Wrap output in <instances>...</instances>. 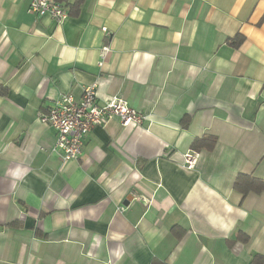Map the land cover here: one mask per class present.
<instances>
[{"label": "crops", "instance_id": "crops-1", "mask_svg": "<svg viewBox=\"0 0 264 264\" xmlns=\"http://www.w3.org/2000/svg\"><path fill=\"white\" fill-rule=\"evenodd\" d=\"M28 6L0 0V264H262L264 190L233 185L264 180V0H82L61 22ZM91 83L146 117L62 161L38 114Z\"/></svg>", "mask_w": 264, "mask_h": 264}, {"label": "built area", "instance_id": "built-area-1", "mask_svg": "<svg viewBox=\"0 0 264 264\" xmlns=\"http://www.w3.org/2000/svg\"><path fill=\"white\" fill-rule=\"evenodd\" d=\"M28 11L36 16H49L57 22L68 17L66 6L55 0H29ZM102 30L109 37L111 36L105 27H102ZM109 51V45L101 46L99 65H102ZM113 117H117L123 126L138 127L146 116L119 96H113L99 104L96 83L83 87L79 99L71 94L61 95L46 105L45 111L38 114L41 122L50 125L55 130L52 150L60 152L62 161L79 158L83 138L89 129L93 126H104ZM199 154L196 149L186 151L183 154L185 168H194Z\"/></svg>", "mask_w": 264, "mask_h": 264}, {"label": "trees", "instance_id": "trees-1", "mask_svg": "<svg viewBox=\"0 0 264 264\" xmlns=\"http://www.w3.org/2000/svg\"><path fill=\"white\" fill-rule=\"evenodd\" d=\"M55 1H62V0H55ZM82 0H75L73 4H70V8L68 11V14H71L72 12H75L78 9V6L80 5ZM237 40L234 41V45H238L242 41V36L238 35ZM216 142V138L213 136H202L200 138H195L192 142V147L193 149H199V148H207V149H212L214 144ZM234 189L237 190L242 194V196H245L249 192H254V193H260L261 191L264 190V180H259L254 177H251L248 174L241 173L237 175L234 185ZM257 259H254V263H259L261 262L264 264V261L260 259V257H255Z\"/></svg>", "mask_w": 264, "mask_h": 264}]
</instances>
